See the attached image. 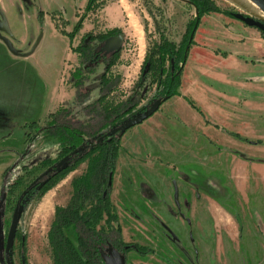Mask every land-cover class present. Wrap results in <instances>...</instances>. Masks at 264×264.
Here are the masks:
<instances>
[{
    "label": "rangeland",
    "instance_id": "374dc122",
    "mask_svg": "<svg viewBox=\"0 0 264 264\" xmlns=\"http://www.w3.org/2000/svg\"><path fill=\"white\" fill-rule=\"evenodd\" d=\"M4 1L0 18L10 29L0 34L4 250L19 206L12 264H56L49 238L56 208L68 205L72 181L88 160L45 189L70 155L54 126L80 130L89 148L163 98L152 78L140 84L146 56L164 38L179 45L198 10L190 0H96L91 11L88 0ZM214 1L232 15L212 12L194 28L181 94L116 134L111 201L122 238L152 252L123 254L109 246L103 257L118 251L126 264H264V21L227 0ZM118 36L120 46L113 43ZM81 44L94 50L93 61H84ZM133 96L138 105L130 113L123 108L116 122L105 117V107ZM100 226L107 228L105 219ZM64 230L77 244L74 228Z\"/></svg>",
    "mask_w": 264,
    "mask_h": 264
},
{
    "label": "trees",
    "instance_id": "16d2710c",
    "mask_svg": "<svg viewBox=\"0 0 264 264\" xmlns=\"http://www.w3.org/2000/svg\"><path fill=\"white\" fill-rule=\"evenodd\" d=\"M190 1L197 6L198 17L195 23H192V26L188 25L182 42L177 45L164 38L160 43L154 44L145 59L144 65L148 64L149 66L147 68L143 67V73L144 71L145 73L140 79V84L145 78H152V83H157L159 86L158 95H163L162 97L167 96L170 98L181 94V74L186 62L188 46L194 42L190 35L200 23L201 18L212 12L232 15L227 10L220 8L214 0ZM96 5V0H88L87 10L95 9ZM114 32L116 30H112L106 36H110ZM88 46V44L79 46V50L83 52L81 54L84 56L85 62L93 61L96 57L94 50L89 49ZM116 52L113 59H117L115 56H118L119 52ZM169 61L170 66L167 67ZM113 64V61L110 62L108 67ZM81 82V73L78 72L76 84L79 86ZM134 101L135 96L118 108L107 109L105 107V117L113 119L112 122H116L124 116L123 113L116 115L123 108H128L125 112L126 115L137 107L138 101L135 103ZM128 104L132 106H128ZM61 114L62 109L52 112L49 115L52 118L50 122L55 121L54 119ZM60 126H54L59 128L58 132L60 133L55 134L59 136L61 144L67 148V151H65L70 154V159H73V162L57 168L56 172L46 180L45 185L47 187L45 189H48V186L51 187L81 162L88 160V167L86 172L73 179V194L68 205L56 208L55 221L49 231L56 264H106L102 252L109 246L121 250L123 254L129 250H136L142 254L152 252V249L146 246L127 243L123 240L115 206L111 201L112 182L117 165L120 137H116V135L105 136L88 148L83 145L84 134L80 130L64 124ZM79 147H84V151L72 155L71 152ZM104 219L107 228L104 226L98 227ZM115 223L117 224L116 227L114 226ZM65 228H74L78 237L77 244L66 235Z\"/></svg>",
    "mask_w": 264,
    "mask_h": 264
},
{
    "label": "water",
    "instance_id": "95a60500",
    "mask_svg": "<svg viewBox=\"0 0 264 264\" xmlns=\"http://www.w3.org/2000/svg\"><path fill=\"white\" fill-rule=\"evenodd\" d=\"M254 3H256L263 11H264V0H252ZM241 19L245 20L244 17H240ZM259 19V18H258ZM261 20V19H260ZM263 21V20H262ZM251 24L253 26H258L261 27L262 26L257 23L254 20H251ZM9 29V25L7 23L6 20L4 21H0V30H8ZM196 29V27H195ZM195 33V30L192 33L191 39L193 38V35ZM122 37L118 36L113 40V43L116 46H120L121 42H122ZM3 41L7 44V46L9 47V49L15 53L18 54L17 49L14 48L11 40H9L7 37L3 38ZM189 48V46H188ZM168 99V97H163V98H158L157 100H155L153 102V104L150 106L149 109H147L146 111H144L143 113L137 115L136 117L132 118L131 120H128L124 123H122L120 126L114 128L113 130H111L107 135L113 136L116 135L117 133L120 134H124L127 130H129L130 128L139 125L141 123H143L146 119H148L149 117H151L162 105V103L164 101H166ZM85 148H79L77 150H74L71 154L75 155L81 151H83ZM71 158V156H66L61 162L58 163V167H62L67 161H69ZM5 196L6 194L3 193L1 196V201H0V205L2 207L4 200H5ZM18 214H19V209L17 208L15 210L13 219H12V224L11 227L9 229V233H8V237L6 240V244H5V255L7 257L8 260V264H12V262L9 259V255L11 252V249L13 247L14 241H15V236H16V232H17V224H18ZM3 215H4V210L2 209L0 211V254H3V250H4V236H3ZM104 259H105V263L106 264H126V260L123 254L119 253L118 251H112L110 253H105L104 254Z\"/></svg>",
    "mask_w": 264,
    "mask_h": 264
},
{
    "label": "bare ground",
    "instance_id": "6f19581e",
    "mask_svg": "<svg viewBox=\"0 0 264 264\" xmlns=\"http://www.w3.org/2000/svg\"><path fill=\"white\" fill-rule=\"evenodd\" d=\"M236 6L244 8V10L252 16L264 21V11L252 0H227Z\"/></svg>",
    "mask_w": 264,
    "mask_h": 264
},
{
    "label": "flooded vegetation",
    "instance_id": "af4514ba",
    "mask_svg": "<svg viewBox=\"0 0 264 264\" xmlns=\"http://www.w3.org/2000/svg\"><path fill=\"white\" fill-rule=\"evenodd\" d=\"M5 19L4 18H0V21H4ZM1 32H3V30H0V34H1ZM4 32H6V33H8V32H10V29H8V30H5ZM3 38L4 37H1V39L3 40ZM71 160V159H70ZM53 170H55V169H52V170H50V172L48 173V175H50V174H52L54 171ZM47 175V176H48ZM16 238V237H15ZM11 254V253H10ZM9 259H10V261L12 262V260H11V256L9 255ZM1 262H2V264H8V260H7V257H6V255H5V250H3V254H2V257H1Z\"/></svg>",
    "mask_w": 264,
    "mask_h": 264
},
{
    "label": "crops",
    "instance_id": "0c3cea01",
    "mask_svg": "<svg viewBox=\"0 0 264 264\" xmlns=\"http://www.w3.org/2000/svg\"><path fill=\"white\" fill-rule=\"evenodd\" d=\"M0 4H2V6H3V8L5 9V8H7V3L4 1V0H0ZM206 16H208V15H206ZM239 39L240 40H244V38L242 37V36H239ZM246 40V39H245ZM27 56V55H26Z\"/></svg>",
    "mask_w": 264,
    "mask_h": 264
}]
</instances>
